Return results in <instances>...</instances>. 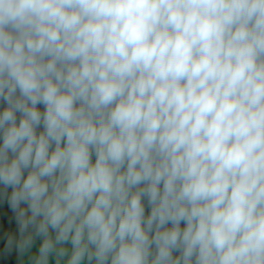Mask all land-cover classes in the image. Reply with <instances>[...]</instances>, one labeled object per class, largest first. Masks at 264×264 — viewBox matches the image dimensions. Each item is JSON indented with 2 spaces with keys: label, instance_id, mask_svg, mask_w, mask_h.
<instances>
[{
  "label": "clouds",
  "instance_id": "9594fccd",
  "mask_svg": "<svg viewBox=\"0 0 264 264\" xmlns=\"http://www.w3.org/2000/svg\"><path fill=\"white\" fill-rule=\"evenodd\" d=\"M0 206L15 264H264V0H0Z\"/></svg>",
  "mask_w": 264,
  "mask_h": 264
},
{
  "label": "crops",
  "instance_id": "0c3cea01",
  "mask_svg": "<svg viewBox=\"0 0 264 264\" xmlns=\"http://www.w3.org/2000/svg\"><path fill=\"white\" fill-rule=\"evenodd\" d=\"M3 206H0V209H2ZM9 227H14V225H10ZM2 228H0V233H2ZM15 254H5L3 252V241L0 240V264H15Z\"/></svg>",
  "mask_w": 264,
  "mask_h": 264
}]
</instances>
